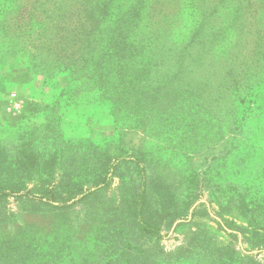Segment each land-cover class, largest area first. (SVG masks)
<instances>
[{"label":"rangeland","instance_id":"374dc122","mask_svg":"<svg viewBox=\"0 0 264 264\" xmlns=\"http://www.w3.org/2000/svg\"><path fill=\"white\" fill-rule=\"evenodd\" d=\"M89 1L0 0V264H264V224L238 216L248 208L226 184L232 138L264 135L240 126L254 106L238 104L264 97V0H120L151 18L137 16L115 83L58 46ZM89 17L93 34L117 18ZM251 161L242 184L264 178V147ZM136 202L158 232L141 230Z\"/></svg>","mask_w":264,"mask_h":264},{"label":"trees","instance_id":"16d2710c","mask_svg":"<svg viewBox=\"0 0 264 264\" xmlns=\"http://www.w3.org/2000/svg\"><path fill=\"white\" fill-rule=\"evenodd\" d=\"M120 0H90V7L88 8V11L83 12L82 14L86 17V19L81 20L80 23H77V19H82V16L80 18L74 19L75 25L72 29L69 30L67 25L65 27L59 28L61 30L65 29V35L59 36L60 40L58 41V46H60V50H63V48L69 44L72 45L71 54L74 55L76 53H79V59L82 58L83 62H86V64L89 63H100L102 65V70L104 76H108V80L111 82L114 81V83L121 77V67L122 64H124L125 58L128 59L129 53L134 54L136 48L139 46L134 44L135 43V37L132 35L130 36L129 33H132V30L135 29L139 23H134L137 20V16L141 12L139 7L136 5L133 6L134 9L131 13L127 11L125 15V11H122L121 8L118 6ZM118 4V5H117ZM43 9H45L43 7ZM69 11V10H68ZM94 11H98V14L101 15L102 18L104 17H113L116 16L117 18H114L111 24H108L109 26L107 28L105 27H99L97 29V32L93 34V28L86 30V22L90 19L89 15L92 14ZM64 15L66 14V17H72V12H63ZM140 16L141 22H146V20H150V13L144 14L143 9ZM62 24H66L65 21ZM125 31V36L129 37L127 42L122 41L121 39V32ZM134 33V31H133ZM93 34L92 36H90ZM64 39V40H63ZM66 40V41H65ZM138 43V42H137ZM76 46V47H75ZM65 53H62V55H57L58 60L63 63L64 60L66 61V64H72L75 60L73 56L68 55V57H65ZM82 62V63H83ZM82 63H78L82 66ZM80 66V67H81ZM114 66L115 73L113 75H109L110 73V67ZM119 69V71L117 70ZM124 77L129 78V75L127 72L124 73ZM125 79V78H124ZM260 88V87H259ZM264 89L263 87H261ZM260 90L254 89L247 97L246 99H240L238 100L239 105H245L246 103L251 102L254 106V110L249 112L247 114V119L245 117H240L239 122H241L240 126H248L250 129H256L258 132H264V97H260L259 95ZM258 121H254V119H258ZM252 132L247 133V135H242L241 133H238V136H235L231 140V147H235L239 152L236 155V159L234 162H232V165L230 166V169L233 170L234 176L232 175L228 180H226V184L230 185V191L232 196H229L233 201H239L238 204L246 207L244 213H239V217L243 220L249 221L248 223H252L254 225L253 229H261L260 224H264V217L262 213L259 210L254 209V198L255 197H261L264 198V178L263 179H256L255 177L253 181L251 179H247L245 181V184H242V181L240 179V175L243 174L247 169V167L253 166L251 164V157L252 154H254L255 151H259L260 148L264 147V135L255 137V134H251ZM250 134V135H249ZM256 138V139H255ZM254 144V145H253ZM236 145V146H235ZM1 153V152H0ZM256 166V174L260 172V168L257 165ZM215 170H213L214 172ZM209 172H211V165L208 167L206 174L204 175V178L202 180V186L209 190L210 193V200L212 201V195L213 191L215 193L218 191L217 188H220L222 184L219 183H213L211 178L209 177ZM100 174L103 175V182L106 183V171H101ZM255 174V175H256ZM106 180V181H105ZM102 183V181L96 182L94 184V188H99V184ZM224 184V181H223ZM92 192V191H89ZM243 194V197L245 198L246 202L243 201V198L241 196ZM8 195V192L4 189H0V198ZM22 195V194H20ZM246 195L248 197V200L246 198ZM23 196H26V198H29L30 195L29 192H25ZM45 196H48V193L45 194ZM53 196H56L54 193ZM53 199H56L55 197H52ZM242 199V200H241ZM49 199H46L45 202L53 203L54 201H48ZM57 205H61L62 207H65L67 205V202L69 199L64 197H57L56 199ZM219 207L222 211H219V214L223 216V205L226 206V202L223 199L221 202H219ZM59 205V206H60ZM145 206L141 202H136L135 206L133 208V214L136 215V217L139 219V221L144 225V227L141 229L144 233L153 234L155 231L158 232V228L152 225L150 219H146L148 216L145 215ZM153 214L152 213H149ZM228 223H231L230 221ZM246 229V228H245ZM253 232H256V230H253Z\"/></svg>","mask_w":264,"mask_h":264},{"label":"built area","instance_id":"2783aa9c","mask_svg":"<svg viewBox=\"0 0 264 264\" xmlns=\"http://www.w3.org/2000/svg\"><path fill=\"white\" fill-rule=\"evenodd\" d=\"M11 96L13 97V96H14V93H12ZM11 104H12V105H11V108H12V109H15V110L18 109V110H19V105H18L16 102H14V103L11 102Z\"/></svg>","mask_w":264,"mask_h":264}]
</instances>
